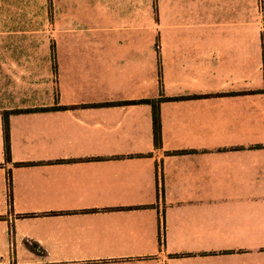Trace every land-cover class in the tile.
Instances as JSON below:
<instances>
[{"label":"crops","instance_id":"obj_1","mask_svg":"<svg viewBox=\"0 0 264 264\" xmlns=\"http://www.w3.org/2000/svg\"><path fill=\"white\" fill-rule=\"evenodd\" d=\"M214 2L122 1L45 72L0 31V264H264V13Z\"/></svg>","mask_w":264,"mask_h":264},{"label":"rangeland","instance_id":"obj_2","mask_svg":"<svg viewBox=\"0 0 264 264\" xmlns=\"http://www.w3.org/2000/svg\"><path fill=\"white\" fill-rule=\"evenodd\" d=\"M122 1L135 16L149 9L152 32L157 34L159 0H0V31L16 35L14 37L18 39L10 41L20 43L22 47H26V43L37 46L40 72H45L46 56L42 53L56 47V36L63 32L83 34L88 35L90 40L86 41L91 43L102 22L110 25L112 16H117ZM213 1L224 7L240 4V0H163L168 15H190ZM245 1L248 16L264 13V0Z\"/></svg>","mask_w":264,"mask_h":264},{"label":"trees","instance_id":"obj_3","mask_svg":"<svg viewBox=\"0 0 264 264\" xmlns=\"http://www.w3.org/2000/svg\"><path fill=\"white\" fill-rule=\"evenodd\" d=\"M263 49H264V43H263ZM165 100H168L166 98H158V99H152V100H144L142 103H146L152 106L153 110V135H154V144L156 148H160L162 146V124H161V111H160V105ZM137 103V102H134ZM46 110V109H44ZM20 111H14V112H6L4 114L5 117V123H4V136H5V156L6 160H11V141H10V124H9V115L11 113H17Z\"/></svg>","mask_w":264,"mask_h":264}]
</instances>
